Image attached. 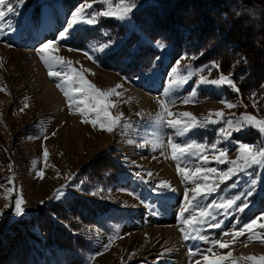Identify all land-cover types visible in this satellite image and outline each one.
Here are the masks:
<instances>
[{
  "label": "rangeland",
  "instance_id": "1",
  "mask_svg": "<svg viewBox=\"0 0 264 264\" xmlns=\"http://www.w3.org/2000/svg\"><path fill=\"white\" fill-rule=\"evenodd\" d=\"M44 2L46 3L41 10L45 7L48 13H40V22L35 25L22 12L23 4H16V0H13L17 14L9 15L2 21L6 27L0 32V152L5 157V160H0V211H3V216L0 217V249L8 248L17 236L11 230L21 218L35 217L39 208L50 199L60 201L75 194L87 201L93 200V196L98 197L100 203L107 206L106 211L95 213L98 226L92 229L91 253L83 264H196L197 261L204 264L203 255L215 257L227 255L228 252L232 256L223 264H232V261H236V264H254L246 258L255 256L259 259L264 256V229L259 227H254L251 233L246 230L229 248L220 249L218 245L209 242L232 241L233 234L253 219L259 218L257 225L264 223V207L255 200L260 193L261 176L264 173L261 168L238 171L226 184L220 185L217 193L209 197V201L219 202L223 198L243 193L251 186L250 181L255 179V194L247 198L250 203L244 212L218 216L223 222L221 228L203 229L207 241L183 239L180 217L185 204L184 194L186 188L190 189L195 185L183 180L182 174L177 173V164L182 167L187 164L190 169H194L202 165L199 155L206 154L209 156V163L205 167L227 170L231 165L215 163L211 158V151L206 152L204 148H201L197 156H189L190 163L183 159L173 160L169 137L172 142L180 145L198 142L210 146L219 140L218 129L225 125L222 121L217 125L192 129L188 134L179 136L174 135V130L162 125L157 118V113L162 112V101H168V110L176 114L168 118L182 121L187 119L179 115L183 112H190L197 121H203L210 112L220 110L230 119H238L245 113L262 119L264 104L259 107V102L255 101L256 106L253 102L248 106H239L237 100L223 97V87L215 85H199L197 96L189 103H183L200 76L208 79H217L219 76L210 78V70L204 66L194 68L192 65L177 64L179 60L171 59L173 49L169 43H152L150 46L158 51L157 55L151 54L148 49L138 53L139 59L144 61L147 52L149 58L145 62H150L142 72H137L132 77L100 67L97 60L118 50L123 40L135 31L131 16L126 21L99 17L94 25L80 24L71 34L94 29L101 21L111 19L125 28V36H117L116 30L103 25L90 42L85 43L83 48L76 49L67 44L71 36L60 40L58 35L66 27L72 12L64 11L59 3ZM90 2L91 0H84L81 4ZM134 2L137 4L138 0ZM102 7L106 8L107 5L97 3L94 10H101ZM4 10L7 11L6 8ZM44 14L52 20V25L46 30L42 27ZM9 21L12 23L11 28L7 27ZM47 31L50 32L44 35ZM142 39L145 41V38ZM50 40L56 42V51L52 55L70 62L71 67L81 72L101 91L107 92L115 88L119 95L112 94L106 98L113 105L108 111L113 116L122 113L121 122L127 126L108 132L101 130L99 123L95 127L84 123L75 105L69 109L67 98L60 89L52 92L46 88V78L54 85L63 82L62 79L48 76L49 68L36 52L42 43ZM105 44H111V47L103 52L99 51L100 46ZM132 50L135 49L132 47ZM85 52H90L98 59H88ZM199 69L204 70L197 71ZM52 70L63 72L67 68L60 66ZM189 72L194 73L192 79L184 87L172 90L170 82L184 79ZM162 78H165V87L155 88V82ZM117 85L121 87L116 88ZM56 92L63 99L62 107L58 108L61 118L48 116L51 101L57 98ZM199 92H205L214 98L209 96L202 100ZM135 93L140 95L138 99H141L142 104L134 101ZM221 101L238 107L226 109ZM94 118L95 116L89 117ZM211 118L216 117L213 115ZM27 129L36 130V136L24 134ZM247 129L258 132L254 128H245L243 131L233 132L231 141L219 144L220 147L229 149L228 160L237 158L240 142L237 136ZM257 143L259 142L254 144ZM44 150L48 153L46 158L43 156ZM103 154H111V158L119 162L122 173L118 182L106 189L80 184L76 177L81 170L98 165ZM37 172H42L43 175L37 176ZM148 172L152 175L148 176ZM161 182L169 187H161ZM9 188L13 191L8 192ZM58 190L63 192L62 196H59ZM5 193L8 199L4 198ZM57 196L59 198H54ZM16 198L22 199V207L26 209L20 217L15 216L11 208L5 210L6 203L14 207ZM188 231L191 232V229ZM34 232L41 234L37 227ZM249 236L252 238L249 239ZM245 248L248 250L243 251ZM43 253L45 257L50 254L48 251ZM39 264H44V260L39 261Z\"/></svg>",
  "mask_w": 264,
  "mask_h": 264
},
{
  "label": "trees",
  "instance_id": "2",
  "mask_svg": "<svg viewBox=\"0 0 264 264\" xmlns=\"http://www.w3.org/2000/svg\"><path fill=\"white\" fill-rule=\"evenodd\" d=\"M45 1L59 3L64 11L71 13L84 0ZM45 3L44 0H24L22 12L38 25ZM136 5L137 9L131 14L135 31L123 40L118 50L97 60L100 67L132 77L150 62H145L149 58L147 52L144 61L139 59L138 53L148 49L157 55L158 51L150 45L169 43L173 49L171 59L179 60L180 64L198 68L216 62L218 67L210 69V78L230 75L239 93L224 86L222 95L227 100H237L239 106L251 105L253 100L259 102V107L264 104V0H138ZM103 25L124 38L125 28L110 19L101 21L94 29L71 34L67 44L83 48ZM199 95L202 100L209 96L214 98L205 92ZM24 134L36 136L37 131L27 129ZM237 137L240 142L249 144L262 139L260 133L252 129ZM110 155L103 154L98 165L82 169L76 180L84 186L104 189L117 183L122 169ZM0 160H5L1 152ZM96 198L93 196V200L87 201L70 194L60 201L50 199L35 217L21 218L11 230L17 236L8 248L0 249V264H39L42 259L44 264H83L91 253L92 229L98 226L95 213L107 209ZM255 200L264 207V173ZM36 227L41 236L34 232ZM43 251H48L49 256L45 257Z\"/></svg>",
  "mask_w": 264,
  "mask_h": 264
},
{
  "label": "snow or ice",
  "instance_id": "3",
  "mask_svg": "<svg viewBox=\"0 0 264 264\" xmlns=\"http://www.w3.org/2000/svg\"><path fill=\"white\" fill-rule=\"evenodd\" d=\"M24 0H16V4H23ZM107 5L106 8L101 10H94L95 4ZM16 4H13V0H0V32L5 29V24L2 22L9 15H16L17 8ZM115 5V6H113ZM137 7L134 0H91L90 3H83L78 6L71 13L70 19L66 22V27L58 33L60 40H66L71 36V33L76 30L80 24L94 25L98 22L99 17L104 18H115L120 21H126L129 19L134 9ZM7 9V11L4 10ZM239 15V13H237ZM8 28L12 27L11 21L7 24ZM56 42L48 41L42 43L39 48L36 49L39 59L49 68L48 76L50 78L62 79V83H57L56 87L60 89L65 98L68 101V107L71 109L75 105L79 115L83 118L82 122L89 123L93 127L99 123L101 130L113 132L116 128L125 127L127 125L122 124L121 117L122 113L117 116L110 114L108 109L113 106L106 98L112 94L119 95L116 93L115 88L110 89L107 92L101 91L91 82H89L81 72L71 67L70 62L64 61L61 57L52 55L51 53L56 51ZM111 44H105L100 46L99 51L103 52L110 48ZM163 47V45H160ZM70 51L73 49H69ZM88 59L95 60L98 57H94L90 52L84 53ZM203 53H201L202 55ZM180 62L177 61V64ZM64 66L67 71L52 70L54 67ZM218 65L216 62H212L210 65L204 66L205 69L216 68ZM199 69L197 71H202ZM176 69H173L175 72ZM194 73L189 72L187 76L182 80H172L170 87L172 90H177L184 87L188 83ZM199 85H215L218 87H228L233 92L239 93V88L230 75H220L217 79H208L200 76L196 86L191 89L189 97L183 100V103L187 104L193 97H196L199 91ZM121 87L117 85L116 88ZM224 103L226 109H232L238 107L227 101H221ZM254 106H256L255 100H253ZM169 102L162 101L160 108L162 112L157 113V118L162 125L169 127L174 130V135L184 136L190 132V130L200 127H206L208 125H217L223 121L225 126H221L218 129L219 140L211 143L210 146L202 145L198 142L186 143L180 145L172 142L169 137V144L172 149V159L184 161L190 163L189 156H197L201 148L205 151H211V158L217 164L231 165L227 167V170L216 169L213 167H205L209 163V156L206 154L199 155V160L202 161V165L190 169L187 164L180 166L177 164V173L182 174L184 181H190L195 186L187 189L184 194L185 204L181 213L182 227L180 231L185 241L188 240H202L207 241L208 238L205 235L204 228H221L222 220L218 219V216H227L230 213H242L246 208L249 207L248 197L255 194L254 189L256 188L257 182L255 179L250 181V187L243 193L236 194L231 197L223 198L221 201L211 200L209 197L217 193L220 190L221 184H226L238 171H245L247 169L261 168L264 169V118L258 119L256 115L252 114H241L238 119L226 118V113L223 110L209 113L203 121H197V118L190 112H183L179 115L187 118L186 120L180 119H169L173 117L174 113L168 110ZM215 119H212V116ZM90 116H95L94 119H89ZM245 128H254L261 134L262 139L257 144H249L238 142L237 158L234 160H228L229 149L220 147L219 144L224 141H231L232 133L243 131ZM54 135V133H53ZM142 146V145H141ZM43 156H48L47 150H44ZM42 172H37V176H42ZM148 176L152 173L148 172ZM147 183V181H142ZM11 183V180H9ZM235 185H233L234 187ZM161 187H169L165 182H161ZM13 191L9 188L8 192ZM59 196L63 195L62 191H59ZM131 195V193H130ZM59 196L54 198H59ZM4 198L8 199L7 194H4ZM23 201L20 198L14 200V207L12 204L6 203L5 210L11 208L13 214L17 217L22 216L26 209L22 207ZM195 213V214H193ZM156 214V213H153ZM187 214V215H185ZM3 216V211H0V217ZM259 219V218H257ZM257 219H253L250 223L244 224L243 227L233 234L232 241H220L214 240L209 241L213 245H218L220 249L229 248L231 243H234L238 237L243 236L247 230L249 233L252 232L254 227L264 229V223L257 225ZM191 229V232L188 229ZM228 235V233H225ZM252 237L249 236V239ZM199 254V253H196ZM232 253L228 252L227 255H220L210 257L209 255H203L204 264H223L231 258ZM246 259L253 261L254 264H264V256L257 259L255 256H248ZM196 264H200L199 261ZM232 264H236V261H232Z\"/></svg>",
  "mask_w": 264,
  "mask_h": 264
},
{
  "label": "bare ground",
  "instance_id": "4",
  "mask_svg": "<svg viewBox=\"0 0 264 264\" xmlns=\"http://www.w3.org/2000/svg\"><path fill=\"white\" fill-rule=\"evenodd\" d=\"M45 8V7H44ZM43 8V12L44 11H46L47 12V9L45 8L44 9ZM43 12H42V14H43ZM48 13V12H47ZM52 21V20H51ZM51 21H50V19L47 17V14H44V22H43V25H42V27L44 28V30H46V29H48L49 28V26L50 25H52V23H51ZM41 27V28H42ZM51 29V28H50ZM49 29V30H50ZM41 31H42V29H41ZM48 32H50V31H47L46 32V34H44V35H47V33ZM43 34V33H42ZM37 71L38 72H40V69L37 67ZM47 79V82H45V86H46V88H48V89H50L52 92H55V91H57V87H56V85H54L53 83H52V81H50V80H48V78H46ZM163 86V80L162 79H160V80H158V81H156L155 82V88H157V89H160L161 87ZM40 89H41V87H40ZM214 89V88H213ZM59 92H60V90H59ZM42 93H44V91H42ZM62 94V93H61ZM40 95H42V94H40ZM44 96V95H43ZM56 96H57V98L55 99V101H51V108H50V112L48 113V116L50 115V116H53V117H59V118H61V113L58 111V108L59 107H62V105H63V99H62V96H60L59 95V93L58 92H56ZM42 97V96H41ZM140 97V95L139 94H137V93H135L134 94V101H136V103H138V104H142V101H141V99H138ZM75 110V109H74ZM75 116V115H74ZM69 128V127H68ZM68 136V135H67ZM164 234V233H163ZM248 250V248H245L243 251H247Z\"/></svg>",
  "mask_w": 264,
  "mask_h": 264
},
{
  "label": "crops",
  "instance_id": "5",
  "mask_svg": "<svg viewBox=\"0 0 264 264\" xmlns=\"http://www.w3.org/2000/svg\"><path fill=\"white\" fill-rule=\"evenodd\" d=\"M174 173L172 172V175H173Z\"/></svg>",
  "mask_w": 264,
  "mask_h": 264
}]
</instances>
